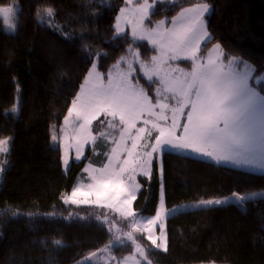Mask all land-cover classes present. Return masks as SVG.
Masks as SVG:
<instances>
[{
    "label": "trees",
    "instance_id": "obj_1",
    "mask_svg": "<svg viewBox=\"0 0 264 264\" xmlns=\"http://www.w3.org/2000/svg\"><path fill=\"white\" fill-rule=\"evenodd\" d=\"M11 1L0 0V5ZM125 1L17 0V29L5 31L0 20V139L12 137L9 152L0 156L7 161L0 165V264H70L130 229L109 209L63 203L62 194L72 189L85 159L72 162L64 172L60 146L51 141V128L62 122L94 61L97 70L106 73L132 49L144 61L156 54L146 41L133 40L127 32L115 34L116 16ZM201 2L212 5L206 15L212 38L203 47L219 43L227 57H239L258 75L264 73V0L157 1L147 24ZM49 7L52 16L44 12ZM176 63L190 66L187 61ZM254 86L264 91V78ZM14 105L16 113L11 111ZM87 152L92 155L91 148ZM101 154L102 149L97 161ZM161 160L170 204L264 190V174L174 151H165ZM138 181L142 187L133 209L153 215L160 183L155 160L150 182L143 176ZM14 211L19 215L13 217ZM105 213L108 224H101L96 216ZM165 221L166 251L155 248L144 234L136 235L151 264H264V195L249 197L243 206L230 201L180 211ZM133 251L130 241L115 245L114 259L102 264H116Z\"/></svg>",
    "mask_w": 264,
    "mask_h": 264
},
{
    "label": "snow or ice",
    "instance_id": "obj_2",
    "mask_svg": "<svg viewBox=\"0 0 264 264\" xmlns=\"http://www.w3.org/2000/svg\"><path fill=\"white\" fill-rule=\"evenodd\" d=\"M155 2L143 0V3H137L134 20L126 17V9L121 8L114 27L115 34L119 35L124 31L122 21L130 23L133 39L147 40L158 55L151 57V63L141 61L136 52L131 62L122 56L112 66L116 71H108L106 83L94 61L80 85V91L72 100V106L68 108L64 121L73 130L71 139L74 143L60 142L65 153L61 156L65 169L69 165L68 148H74L75 160L79 161L84 156V145L95 142L94 121L118 129L119 137L113 138L115 146L107 153V163L103 167L94 168L91 164L85 167L90 183L74 186L70 194H62V199L65 205L95 206L109 209L123 219L132 218L130 227L135 232L146 234L155 248L166 251L168 237L165 220L175 209L165 207L161 160L164 149L191 151L217 165L264 171V91L254 86L264 78V73L258 75L252 64L239 57H227L219 43L212 46L206 57L198 55L201 45L212 38L206 21V15L212 10L209 3L182 7L171 18V27L160 20L155 28L147 29L144 22ZM126 3L132 4L133 0H126ZM17 10V0L0 6V19L12 31L17 29ZM44 12L52 16L54 10L49 7ZM225 59L227 63H224ZM176 61L190 62V66L182 67L174 63ZM122 63L127 67H121ZM134 63H139V72L155 83L154 97L138 79H133L137 71ZM238 63L243 67L238 68ZM11 111L17 112L15 105ZM153 133L154 140L151 139ZM56 139L53 135L52 140ZM11 141L12 137L0 139V153L9 152ZM154 160L161 178L159 204L154 215L139 220L132 209L142 187L137 176L147 177L150 182ZM6 162L0 161V165ZM256 195L254 192L241 194L233 191L223 198L200 199L196 206H222L232 200L243 206L250 196ZM17 215L18 212L12 213L13 217ZM27 215L33 214L29 212ZM96 220L108 224L107 213L103 217L96 216ZM108 231H112L111 225ZM114 239L121 245L126 239L134 246V254L126 257L125 262L131 259L133 264H141V260H147L148 250L132 232L116 235ZM54 243L61 245L62 241L55 240ZM111 247L110 241L100 251L110 252ZM96 255L89 253L85 260L77 264H86ZM147 264L151 261L147 260Z\"/></svg>",
    "mask_w": 264,
    "mask_h": 264
},
{
    "label": "rangeland",
    "instance_id": "obj_3",
    "mask_svg": "<svg viewBox=\"0 0 264 264\" xmlns=\"http://www.w3.org/2000/svg\"><path fill=\"white\" fill-rule=\"evenodd\" d=\"M157 1L176 2V0H156V2ZM103 2H104V0H103ZM148 2L149 3H152V0H148ZM10 3H12V1ZM10 3H8V4H10ZM137 3H143V0H133V3L132 4H127L126 1H125V4L121 8H125L126 9V12L124 13V15L126 17H128V18H130L132 20L135 19L134 9H135ZM154 4H153V7L149 10V15H150L152 9L154 8ZM0 6H6V5H0ZM180 9L173 16H175L180 11ZM118 15H121L120 10H119L117 16ZM172 17H170V18H166L165 17V18H162L160 20H164L165 21V25L168 26V27H171V18ZM148 18H149V16H148ZM148 18L144 22L145 28H147V29L155 28L157 26V22L158 21L154 22L152 25H149V24H147ZM0 20L3 22V26H4L5 31H7V32H13L12 30H10V29H8V28L5 27V22H4L3 19H0ZM115 24H116V20H115ZM122 27H123L124 31L122 33H120V34H123V33H126L127 32L129 34V36L133 39V37H132V26H131V24L122 21ZM133 40H136V41H146V42H148L147 40H139V39H133ZM205 42L201 45V51L198 53V55H200L202 57H206L209 54V50L212 49V46L214 44H217V43H214V44H211L208 47H205L204 48L203 46H204ZM134 52L139 53L137 50L132 49L131 52H129V54L125 55V57H127L128 61H130V62L133 61V53ZM155 55H158V53L156 52ZM139 59L141 61H144V60L141 59L140 55H139ZM176 62H174V63H176ZM121 67L124 68V67H127V65L125 63H122L121 64ZM111 69H112L113 72L116 71V69H114L113 67H111ZM141 75H143V74H141ZM135 77L136 76H134L133 79H138L137 77L136 78ZM138 80L140 81V83L143 82L140 79H138ZM153 92L155 94V88H154ZM71 106H72V104L70 105V107ZM67 115H68V111H67V113H66L65 116H67ZM101 119H103V118H101ZM53 135H55L57 137L56 141H53L52 140V136ZM73 135H74V133H73L72 128L70 126H68V125H65L64 118L62 119V122L60 123L59 126L54 125L51 128V141H52L53 144H58L60 146V149H61V145H60L61 140H63L65 144L74 143V141L71 139V137ZM93 135L96 137L95 142H91L90 141V142H88V143H86L84 145V156H82L79 161L75 160L76 153H75L74 148H68L67 149V155L69 157V165H68L67 169H65V167L62 164V167H63L62 169H63L64 172H67V170H68V168H69V166H70V164L72 162L77 163V162H80L83 159H85V162H84L82 168L80 169L79 173L75 177V180H74V183H73V187L76 186V185H80V184L86 185V184L90 183V180L88 178V173L84 171L85 167L88 164H91L94 168H99V167H97L98 161H97V158H96V155H97V148H96V146H97L98 138L105 139L106 141H108L110 143V142L113 141V138H118L119 137V130L118 129L110 128L107 125V123L101 124L99 121H94L93 122ZM3 138H7V137H3ZM3 138H1V139H3ZM88 148H91L92 155L87 152ZM61 153H62V155L65 154L64 151H62V149H61ZM0 156H1V153H0ZM137 181H138V176H137ZM160 183H161V181H160ZM71 190H70V192H71ZM70 192L67 193V194H70ZM251 193H253V192H251ZM254 193H257V195L256 196H250V198H257V197L263 196L264 195V190H262V191L261 190L260 191H256ZM198 201L199 200L190 201V202H181V203H175V204H170L169 203V205L167 206V208L168 209H175V211L170 212L168 214V216L173 215V214H175L177 212H180V211H187V210H192V209H195V208H200V207H197L196 206L197 203H198ZM132 209H133V204H132ZM109 211H111V210H109ZM133 212L136 214V217L135 218L136 219H139V220H144V219L148 218L149 216H151V215H145V214H141L139 212H136L134 209H133ZM125 220H126L127 225L130 227V225L133 223V219L132 218H128V219H125ZM165 225H166V221H165ZM128 232H132L135 237H136L137 234H141L139 232H135L131 227H130V229H129ZM118 235H123V234H118ZM144 235L146 237V234H144ZM157 235H159L158 229H157ZM136 238H138V236ZM111 242H112V247L115 246V245H120L118 242L115 241V239L111 240ZM125 242H127L126 239H125ZM109 243L107 245H109ZM112 247H111V249H112ZM104 248L105 247L100 248L97 251L92 252V253H96L97 255L95 257H93L91 260H88L87 262H91V263H95V264H102V263H108L109 261L113 260L114 259V255L112 254L111 251L110 252H102V251H100L101 249H104ZM134 252L135 251L129 253L128 255H126L125 257H123L118 263H116V262L115 263L116 264H121V262H124V264H133V261L131 259H129L128 261L125 262V258L126 257H131L134 254ZM88 255L89 254H87V255H85V256H83V257L75 260L74 262H72L70 264H77L78 261L85 260V258L88 257ZM136 259H140L139 256H136Z\"/></svg>",
    "mask_w": 264,
    "mask_h": 264
},
{
    "label": "crops",
    "instance_id": "obj_4",
    "mask_svg": "<svg viewBox=\"0 0 264 264\" xmlns=\"http://www.w3.org/2000/svg\"><path fill=\"white\" fill-rule=\"evenodd\" d=\"M146 62H148V63H151V60H148V61H146ZM114 65V64H113ZM112 65V66H113ZM133 66H134V68L137 70L135 73H134V76H136L138 79H142L143 81H147L148 83H154L153 81H148L143 75H141L142 73L141 72H139V68H140V65H139V63L137 64V63H134L133 64ZM183 67V66H182ZM124 68H126V67H124ZM111 69V67L109 68V70ZM108 70V71H109ZM102 73V72H101ZM108 72H106V73H102L103 74V79H104V81H105V83L107 82V74ZM133 76V77H134ZM135 77V78H136ZM155 84V83H154ZM152 84H150L149 86H144V84H143V86L146 88V90L151 94V95H153V97L155 96V94H154V92H153V90H154V88L156 87V85H152ZM79 91H80V89H79ZM78 91V92H79ZM154 136H155V133H153V137L151 138V139H153L154 140ZM115 145L112 143V142H108V141H106L105 139H100V138H98V142H97V146H96V148H97V155L99 154V151L101 152V149H102V154H101V157L99 158V160H98V165H97V167H99V168H101V167H103V165L105 164V163H107V153H110V151H111V148L112 147H114ZM165 151H174V152H177V153H179V154H181V155H184V156H188V157H192V158H195V159H199V160H203V161H207V162H211V163H214L215 164V162H213L212 160H210V159H206V158H204V157H201V156H198V155H195V154H193L191 151H177V150H173V149H170V148H165L164 149V152ZM220 165H223V166H227V167H230V168H234V169H240V170H246V171H249V172H253V173H259V174H264V171H261L260 169H256V168H251V167H247V168H235V167H233L232 165H227V164H220ZM160 181H161V178H160ZM159 191H160V184H159ZM232 202H234V203H236L234 200H232ZM158 204H159V196H158ZM237 204V203H236ZM169 205V202H168V200H167V197H166V200H165V207L167 208V206ZM238 205H240V204H238ZM158 207V206H157Z\"/></svg>",
    "mask_w": 264,
    "mask_h": 264
},
{
    "label": "water",
    "instance_id": "obj_5",
    "mask_svg": "<svg viewBox=\"0 0 264 264\" xmlns=\"http://www.w3.org/2000/svg\"><path fill=\"white\" fill-rule=\"evenodd\" d=\"M204 264H216V263H204Z\"/></svg>",
    "mask_w": 264,
    "mask_h": 264
}]
</instances>
